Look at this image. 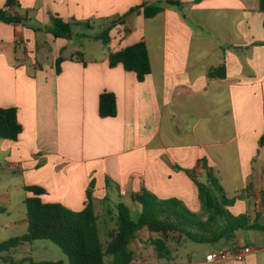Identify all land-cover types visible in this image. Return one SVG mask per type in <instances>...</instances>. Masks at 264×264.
Masks as SVG:
<instances>
[{"label":"crops","instance_id":"1","mask_svg":"<svg viewBox=\"0 0 264 264\" xmlns=\"http://www.w3.org/2000/svg\"><path fill=\"white\" fill-rule=\"evenodd\" d=\"M8 1L0 0V10H7ZM13 1L9 13L31 22H0V109H17L23 127L17 141L0 139V205L12 204L17 193L25 204L34 197L26 188L37 187L46 192L44 203L81 212L94 181V206L110 191L132 199L147 190L199 212L197 183L206 184L211 172L229 198L243 200L231 213L264 225L260 0ZM168 1L185 6L180 11ZM144 5L164 10L151 19L143 10L131 13ZM54 17L92 28L75 26L71 40L56 38L49 32ZM122 18L108 45L95 39ZM141 42L152 67L142 83L123 66L110 65L112 53ZM221 67L227 78L209 80V70ZM104 93L116 97L115 118L100 117ZM22 224L28 231L27 219ZM250 232L255 243L264 242V232ZM150 237L142 231L132 250L144 251ZM242 246L264 252V246L253 248L238 234L220 249L235 252Z\"/></svg>","mask_w":264,"mask_h":264},{"label":"trees","instance_id":"2","mask_svg":"<svg viewBox=\"0 0 264 264\" xmlns=\"http://www.w3.org/2000/svg\"><path fill=\"white\" fill-rule=\"evenodd\" d=\"M167 4L180 11L185 6L176 1H168ZM14 6L13 0L7 2V10H0V22L29 26L31 22L29 17L13 16L9 13L8 9ZM140 10H143L147 19H151L163 12L164 8L162 5H144L133 9L131 13ZM260 10L264 13V0H260ZM122 23H124V18L112 22L95 39L108 45L111 30L117 24ZM75 26H82L87 30L92 28L88 23H66L54 17L53 26L49 32L56 38L71 40ZM82 38L85 39L88 36L83 35ZM61 62L62 59L57 62L58 73H61ZM110 65L112 68L123 66L125 71L135 73L141 83L152 72L149 51L144 42L112 53ZM226 78L225 67L211 69L208 72V79L211 81ZM99 114L104 119L117 116L118 107L115 95L111 93L101 95ZM22 132L23 127L19 122L17 109H0V139L17 141ZM197 186L201 203L199 212L192 211L178 199L161 200L147 190H142L132 197V200L142 208L138 221L132 219L131 210L125 204H119L115 220L116 229L109 233L110 240L106 245L101 242L98 228L99 218L95 213L94 181L87 192L88 205L81 212H74L60 204H46L41 199V196L46 193L45 190L28 187L26 190L34 194V197L25 201L27 234L1 244L0 253L16 250L24 244L50 241L62 250L69 264H133L136 254L131 247L139 238L140 233L147 230L152 235L161 236V238L149 240V244L155 249L159 259L173 261V252L167 245L172 235L178 236V242L184 238L195 244H218L235 242L240 231L264 232V225L259 221L252 223L249 216L236 217L231 213L230 208L235 206L240 197L229 198L215 174L207 173V183H197ZM0 261L16 264L10 256H0ZM29 261L31 264H64L63 262L35 263L32 260Z\"/></svg>","mask_w":264,"mask_h":264},{"label":"rangeland","instance_id":"3","mask_svg":"<svg viewBox=\"0 0 264 264\" xmlns=\"http://www.w3.org/2000/svg\"><path fill=\"white\" fill-rule=\"evenodd\" d=\"M11 177L13 181L17 180L14 175ZM114 193L115 192L110 191V197L108 198L109 201L104 200L97 203L95 206V213L99 218L98 228L100 239L104 245L110 240L108 236L109 233L116 229L115 220L117 218V206L119 204H125L131 210V216L134 221H138L142 211L141 205L134 202L130 197H118ZM241 202H243L242 199L237 200L236 204ZM244 205L248 209L249 206H251L250 203H245ZM253 207H255L254 201ZM242 215L249 216L248 214H241L239 216ZM25 219H27V209L26 205L23 203V197L22 195H19V193L15 194L12 204L7 206L0 205V245L12 239L21 238L27 234V230L22 224V221ZM8 223H13L15 226L9 229L7 226ZM144 231L151 236L150 239L161 238V236L151 235L147 230ZM238 235L243 237V242L253 248L257 247L259 249V247L264 246V242L258 241V243H255L253 232L240 231ZM149 240L147 239L145 241L146 247L144 251L137 254L135 253L136 261L138 259L141 260L139 264H196L204 261L207 254L218 251L221 247H226L229 244L227 242L218 244H195L184 238L180 239L178 242V236L172 235L170 240L167 241V245L173 252L174 260L167 261L159 259L157 252L149 244ZM0 256H10L16 264H31L29 260H32L35 263L63 262L64 264H69L68 259L62 250L50 241H37L33 244H24L16 250L0 253ZM252 257L254 258L248 257L246 260L250 259L262 263L261 261H264V252L258 251L257 253H254ZM234 263L244 264V261ZM0 264L11 263L0 261ZM134 264L137 263L135 262Z\"/></svg>","mask_w":264,"mask_h":264},{"label":"built area","instance_id":"4","mask_svg":"<svg viewBox=\"0 0 264 264\" xmlns=\"http://www.w3.org/2000/svg\"><path fill=\"white\" fill-rule=\"evenodd\" d=\"M254 253L248 246H242L237 252L229 248H222L218 251L209 253L203 264H227L229 262H243Z\"/></svg>","mask_w":264,"mask_h":264}]
</instances>
